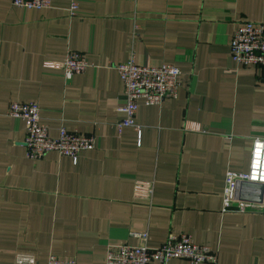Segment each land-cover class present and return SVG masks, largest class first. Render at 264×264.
Segmentation results:
<instances>
[{"label":"crops","instance_id":"obj_1","mask_svg":"<svg viewBox=\"0 0 264 264\" xmlns=\"http://www.w3.org/2000/svg\"><path fill=\"white\" fill-rule=\"evenodd\" d=\"M12 1L0 0V264L19 253L104 264L108 248L138 245L142 232L151 247L188 234L217 250L218 264H264V209L223 212L227 173L248 172L253 140L264 138V67L230 55L240 24H264V0ZM70 51L90 65L66 80ZM132 54L177 65L182 85L177 98L140 101L141 131L119 133L115 65ZM16 100L39 103L52 137L64 125L95 135V148L77 161L29 159L25 122L7 115Z\"/></svg>","mask_w":264,"mask_h":264},{"label":"built area","instance_id":"obj_2","mask_svg":"<svg viewBox=\"0 0 264 264\" xmlns=\"http://www.w3.org/2000/svg\"><path fill=\"white\" fill-rule=\"evenodd\" d=\"M19 8L44 9L52 6L53 0H13ZM79 6L73 1L71 15H76ZM230 55L239 66L264 67V24L247 21L238 26L231 41ZM86 56L78 51H70L62 63L64 77L70 80L73 76L84 73L89 67ZM124 83L125 103L118 110L125 117L116 126L119 133L126 127L140 132L136 122L139 102L161 104L167 98H177L182 85V70L175 64L160 65L140 64L134 54L127 61L115 65ZM7 115L22 119L26 126L25 146L27 157L37 160L47 153L58 152L77 161L81 151L92 150L96 145V136L71 131L61 126L58 137L50 135L48 124L43 121L41 106L34 101L11 102ZM250 182L264 187V138H255L252 145L250 169L248 172L229 171L223 192V212L244 213L249 210L264 209V192L261 203L246 201L239 197L240 184ZM138 245L121 243L107 250L104 264H150L158 261L168 264L172 259H184L189 264H218L219 254L210 246L197 244L188 234H170L160 247L149 245V233L137 234ZM16 264H37V257L31 253H19ZM46 264H78L76 258H61L51 254Z\"/></svg>","mask_w":264,"mask_h":264},{"label":"water","instance_id":"obj_3","mask_svg":"<svg viewBox=\"0 0 264 264\" xmlns=\"http://www.w3.org/2000/svg\"><path fill=\"white\" fill-rule=\"evenodd\" d=\"M263 192V185L243 182L240 184L238 194L243 200L261 203L263 200Z\"/></svg>","mask_w":264,"mask_h":264}]
</instances>
